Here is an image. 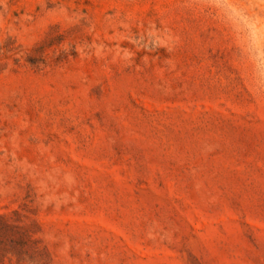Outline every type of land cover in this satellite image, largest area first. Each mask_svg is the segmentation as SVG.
<instances>
[{
	"label": "rangeland",
	"instance_id": "1",
	"mask_svg": "<svg viewBox=\"0 0 264 264\" xmlns=\"http://www.w3.org/2000/svg\"><path fill=\"white\" fill-rule=\"evenodd\" d=\"M0 264H264V0H0Z\"/></svg>",
	"mask_w": 264,
	"mask_h": 264
}]
</instances>
